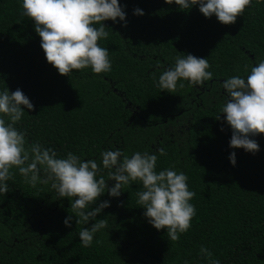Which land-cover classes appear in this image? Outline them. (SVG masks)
<instances>
[{
    "label": "trees",
    "instance_id": "trees-1",
    "mask_svg": "<svg viewBox=\"0 0 264 264\" xmlns=\"http://www.w3.org/2000/svg\"><path fill=\"white\" fill-rule=\"evenodd\" d=\"M118 4L126 23L103 21L109 36L97 41L109 50L111 70L61 75L46 62L20 0H0V90L22 91L33 108L24 109L16 127L27 143L39 141L59 156L71 151L99 164L102 150L119 148L130 156L164 148L156 170L174 167L187 176L195 193L191 226L177 241L154 229L136 203L140 185L133 182L120 196L105 192L94 202L109 201L97 215L106 227L83 247L81 225L62 223L72 215L67 198L48 185L29 186L13 170L8 191L0 195V264H205L200 245L220 264H264V135L250 137L259 145L254 154L229 148L231 130L219 113L220 83L246 75L264 59V0H252L227 25L205 18L195 5ZM134 8L143 15H134ZM181 53L206 57L212 78L200 85L184 81L173 93L160 90L156 78ZM101 174L107 180L106 170Z\"/></svg>",
    "mask_w": 264,
    "mask_h": 264
},
{
    "label": "clouds",
    "instance_id": "clouds-1",
    "mask_svg": "<svg viewBox=\"0 0 264 264\" xmlns=\"http://www.w3.org/2000/svg\"><path fill=\"white\" fill-rule=\"evenodd\" d=\"M163 2L175 4L181 10L195 5L205 18L215 16L219 23L227 25L234 23L252 0ZM20 7L21 15L32 21L46 62L58 74L68 75L73 70L86 68L92 73L111 70L109 50L97 41L109 36L103 21L116 23L118 19L126 23L124 5L118 4V0H20ZM133 14L143 15V11L134 8ZM209 69L206 57L181 53L159 74L155 86L173 93L178 87H184V81L200 85L212 78L213 72ZM220 88L224 101L219 113H223V121L231 130L229 148H242L254 154L259 145L250 137L257 133L264 135V59L249 66L246 75L224 79ZM32 108L19 88L12 92L7 88L0 90V195L8 191L6 182L13 177V170L31 187L48 185L57 197L69 201L72 215L64 218V226H71L73 221L81 225L79 242L83 247H90L94 235L106 227V220L97 219V215L109 206L108 200L93 207L94 202L105 192L109 197H118L123 187L137 182L140 190L135 193L136 203L143 209L142 216L149 225L156 230L163 228L170 241H177L188 231L196 211L190 203L195 193L189 190L184 172L174 167L156 170L157 156L166 155L164 148L155 153L133 151L130 156L119 148L102 150L99 164L96 159H82L71 151L59 156L39 141L27 143L24 130L16 127L25 114L24 109ZM215 119L220 120V116ZM228 160L235 165L234 152L229 153ZM104 170L107 180L101 174ZM107 181L113 182L111 186ZM198 254L205 264H220L204 245H200Z\"/></svg>",
    "mask_w": 264,
    "mask_h": 264
}]
</instances>
